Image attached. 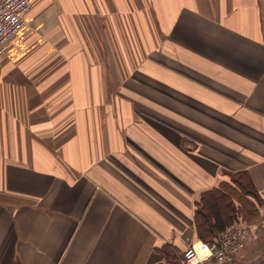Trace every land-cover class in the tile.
Instances as JSON below:
<instances>
[{"label": "crops", "instance_id": "0c3cea01", "mask_svg": "<svg viewBox=\"0 0 264 264\" xmlns=\"http://www.w3.org/2000/svg\"><path fill=\"white\" fill-rule=\"evenodd\" d=\"M264 200V0H32L0 59V264H180L203 192ZM222 264H264V203Z\"/></svg>", "mask_w": 264, "mask_h": 264}, {"label": "trees", "instance_id": "16d2710c", "mask_svg": "<svg viewBox=\"0 0 264 264\" xmlns=\"http://www.w3.org/2000/svg\"><path fill=\"white\" fill-rule=\"evenodd\" d=\"M263 203L249 172L230 173L228 181L203 192L195 204L198 240L214 243L226 226L236 222L251 224L259 218Z\"/></svg>", "mask_w": 264, "mask_h": 264}, {"label": "built area", "instance_id": "2783aa9c", "mask_svg": "<svg viewBox=\"0 0 264 264\" xmlns=\"http://www.w3.org/2000/svg\"><path fill=\"white\" fill-rule=\"evenodd\" d=\"M32 0H0V59L28 24ZM252 236V227L243 222L226 226L217 242L198 240L191 243L180 264H222L243 250Z\"/></svg>", "mask_w": 264, "mask_h": 264}]
</instances>
